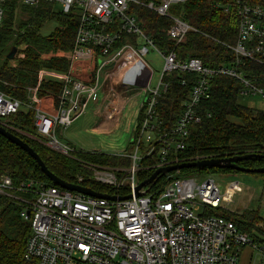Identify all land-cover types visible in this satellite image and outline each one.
Wrapping results in <instances>:
<instances>
[{"label": "built area", "instance_id": "obj_1", "mask_svg": "<svg viewBox=\"0 0 264 264\" xmlns=\"http://www.w3.org/2000/svg\"><path fill=\"white\" fill-rule=\"evenodd\" d=\"M13 1L28 8L52 4L58 10L59 5L63 13L78 17L74 47L55 53L70 62L60 78L57 108L47 112L33 104L26 106L34 110L35 137L71 155L76 149L61 144L57 131L85 115L96 96H102L105 118L112 122L119 118L133 93L144 94L131 133L134 152L117 154L129 158L130 165L114 169L82 163L92 171V183L113 189L104 193L116 199L89 196L37 180L14 186L11 177L0 178V193L18 199L15 189L33 196L21 213L31 224L25 260L29 264H238L241 250L247 246L260 249L264 255L258 239L239 229L231 218L213 213L218 209L240 212L234 206L236 196L243 192L240 182L231 180L224 190L219 182L232 174L171 178L158 192L143 187L145 194H135L144 156L157 151V168L183 161L179 154L188 147L190 127L212 115L203 101L212 94L215 75L238 80L242 96L260 95L264 99V86L259 83L264 75L254 73L256 68L264 69V0H230L221 5L225 12L236 15L238 24L234 42H221L229 49L231 59L216 67L198 58L179 57L176 51L188 32L196 30L181 15L171 12L188 0H0V31ZM133 6L166 17L170 21L166 35L175 47L159 49L142 29ZM130 34L138 35L136 43L128 38L120 43L124 35ZM142 43L151 45L162 57V72L154 85L155 70L140 50ZM174 72L196 76L175 123L165 127L157 104L169 86L165 77ZM24 105L0 91V125L21 131L11 118ZM142 146L146 151L142 152ZM116 171L123 172V180H118ZM77 179L75 184L84 185V176L78 175ZM129 194L130 198H119Z\"/></svg>", "mask_w": 264, "mask_h": 264}, {"label": "trees", "instance_id": "obj_2", "mask_svg": "<svg viewBox=\"0 0 264 264\" xmlns=\"http://www.w3.org/2000/svg\"><path fill=\"white\" fill-rule=\"evenodd\" d=\"M229 1L188 0L173 7L176 8L175 14L181 15V18L196 29L189 31L186 41L176 46L179 57L198 58L210 67H216L231 59L229 49L221 43H233L236 37L237 17L225 12L221 7ZM18 7L20 6L14 1L8 5L5 25L0 31V91L18 98L25 104L19 113L11 118L21 131H9L27 142L40 155L46 166L62 179L76 183L78 175H82L85 178L82 184L85 186L112 192L113 189L92 183L89 179L90 173L82 163L113 168L127 167L130 165L129 158L87 151L67 155L53 150L35 138L34 110L26 107L33 104L47 112H54L57 108L62 83L60 78H48L44 73L56 71L63 75L68 71L69 60L55 53L74 47L78 17L72 13L65 14L55 10L52 4H42L37 8L22 7L23 11L29 14V17L23 20L17 17ZM132 12L138 16L142 29L159 49L171 50L175 47L166 35L165 29L170 24L166 17L144 7L133 6ZM52 21L56 26L48 34L42 32L47 23ZM126 38L133 43L138 41V35L130 34L124 35L120 43ZM13 46L18 47L17 53L13 59H8L7 55ZM254 73L263 76L264 69L256 68ZM195 76L196 74L174 72L165 77L169 86L158 98L157 104L159 118L165 127H171L178 118ZM182 80L186 81L185 85L181 84ZM259 83L264 86V78H260ZM240 89L238 80L223 75L214 76L212 94L203 101V106L212 115L200 124L190 127L188 147L179 154L181 160L264 154V109L241 104ZM141 148L146 151L145 146ZM158 162L160 158L157 151L141 159L140 182L148 179L158 169ZM240 164L249 168L264 167V157L243 160ZM220 172L241 173L227 168H184L160 177L149 187L150 190L158 192L171 178ZM2 176L11 177L14 186L30 180L54 184L28 152L0 134V178ZM13 192L19 196L18 199L10 197L8 193H0V264H29L24 258V252L31 224L21 213L33 196L15 189ZM221 211H225V214ZM213 213L228 218L232 216V213L224 209ZM231 219L239 229L249 232L255 239L262 240L264 228L260 224L264 227V217L259 208L245 209L241 214H234Z\"/></svg>", "mask_w": 264, "mask_h": 264}, {"label": "rangeland", "instance_id": "obj_3", "mask_svg": "<svg viewBox=\"0 0 264 264\" xmlns=\"http://www.w3.org/2000/svg\"><path fill=\"white\" fill-rule=\"evenodd\" d=\"M16 11L18 14L17 17L20 19L25 20L29 17V14H26V11H23L22 7H18ZM58 11H60L59 5H58ZM171 12L175 13L176 8H173ZM55 26H56L55 22L53 21L49 22L44 27L42 32L48 34L50 30H52ZM140 50L143 56L145 57L146 61L149 62L155 70L152 81V84L154 85L158 80L159 74L162 72V65H163L162 57L155 49H153L151 45H144V43H142L140 46ZM44 75L45 76L48 75L49 77H54V78H61L62 76L60 73L52 74L51 72L44 73ZM127 96L128 93H126V97ZM143 101H144L143 93L138 95H135V93H133L132 100H129L125 105L123 112L119 116V121L117 123V126L115 127L114 130H112L111 133H106L96 127L98 120L92 113V106L94 104L93 102H91L90 107L85 115L78 118L66 129L64 128L58 129L57 138L61 144L63 145L69 144L71 147L75 148L76 150L73 152L74 154H77L80 151H87V152L102 151L107 154H116V155L124 154V153H128V154L132 153L134 152V149H133V144L130 141L131 133L134 124L137 120V117L139 115L140 106L143 103ZM239 102L241 104L248 105L254 108L264 109V99L260 95L241 96L239 98ZM35 138L41 140L45 145H47L46 140L42 138L40 139L38 137ZM116 168L117 166L114 169ZM87 170L90 173L89 177H91L92 171L89 169ZM116 174L119 181L123 180V175H124L123 172L116 171ZM218 174L219 176H222L223 174L234 175L233 177H228V179L219 180L221 184V189L224 190L226 188V183L231 180L240 182V184L243 187V192L240 194V196L238 195L236 196L235 204L233 203L235 206V211L239 209L242 210L244 206V203L238 205V200L239 202L242 200L239 199V197L240 198H242L243 196L247 197L248 195L246 194L253 193L255 194L256 197H254V200L251 202V206L253 207L255 206V208L259 206L261 209L260 214L264 217V175H253L244 172L241 173L220 172ZM188 176L189 177L195 176L197 178L200 177L199 174H194V175L190 174ZM233 204H231L230 206L233 207ZM242 212L243 211H240L238 213L234 212L232 213V216L230 215L229 216L231 218L234 216V214H241ZM221 213L225 214V211H221ZM260 226L264 228L262 224H260ZM257 242L259 244V248L264 246V239L258 240ZM238 264H264V255L260 251V249L252 248L249 246L244 247L243 250H241Z\"/></svg>", "mask_w": 264, "mask_h": 264}, {"label": "water", "instance_id": "obj_4", "mask_svg": "<svg viewBox=\"0 0 264 264\" xmlns=\"http://www.w3.org/2000/svg\"><path fill=\"white\" fill-rule=\"evenodd\" d=\"M18 47L13 46L12 49L9 51L7 58L13 59L15 54L17 53ZM0 134L5 136L9 139L12 143L16 144L17 146L21 147L23 150L28 152L38 163L41 170L45 173V175L55 184L62 188L77 191L83 193L85 195L94 196V197H102L114 200L117 198L115 195H111L109 193H104L101 191L94 190L91 187L85 185L75 184L69 181L62 179L61 177L57 176L53 173L42 160L40 155L24 140L20 137L12 133L11 131L7 130L5 127L0 125ZM264 157V154H240L236 156L230 157H212V158H202L197 160H185L182 162L174 163L165 165L163 167L158 168L148 179L139 183L136 188V196L145 194L146 192H142L141 189L143 187H149V185L155 184L160 177H163L173 171H179L184 168H197V169H204V168H227L233 169L236 171L244 172V173H263L264 174V167H257V168H249L239 165L238 163L247 160L250 158H260ZM148 190V188H147ZM132 195L120 196V199H127L130 198Z\"/></svg>", "mask_w": 264, "mask_h": 264}, {"label": "crops", "instance_id": "obj_5", "mask_svg": "<svg viewBox=\"0 0 264 264\" xmlns=\"http://www.w3.org/2000/svg\"><path fill=\"white\" fill-rule=\"evenodd\" d=\"M49 72H51L52 74L58 73L56 71H49ZM46 77L49 78L48 75ZM52 78H54V77H52ZM92 102L94 104L92 106V113L96 117V119L98 120V123L96 124V127L98 129H101L102 131H104L106 133H111L112 130H114L115 127L117 126L119 118L117 117L116 121H112V122L111 121H107V119L105 118V110H106L105 102L102 99L101 95H98ZM246 195H248V196L247 197L243 196L242 198L239 197V199H242V200L240 202L238 200V205H240L241 203H244V206H243L242 210L239 209V211H244L245 209H256V208L260 209L259 206L256 207V208H255V206L254 207L251 206V202L254 200V197H256L255 194L249 193V194H246ZM238 196H240V194ZM242 250H243V248H242Z\"/></svg>", "mask_w": 264, "mask_h": 264}, {"label": "flooded vegetation", "instance_id": "obj_6", "mask_svg": "<svg viewBox=\"0 0 264 264\" xmlns=\"http://www.w3.org/2000/svg\"><path fill=\"white\" fill-rule=\"evenodd\" d=\"M238 164L241 165L240 162Z\"/></svg>", "mask_w": 264, "mask_h": 264}]
</instances>
